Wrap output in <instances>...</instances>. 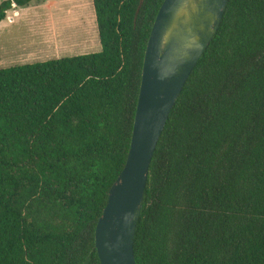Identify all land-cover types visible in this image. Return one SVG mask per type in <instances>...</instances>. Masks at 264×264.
<instances>
[{"label":"trees","instance_id":"1","mask_svg":"<svg viewBox=\"0 0 264 264\" xmlns=\"http://www.w3.org/2000/svg\"><path fill=\"white\" fill-rule=\"evenodd\" d=\"M1 0L0 21L13 6ZM163 0H91L100 50L0 68V264H100ZM136 264H264V0H227L157 140Z\"/></svg>","mask_w":264,"mask_h":264},{"label":"water","instance_id":"2","mask_svg":"<svg viewBox=\"0 0 264 264\" xmlns=\"http://www.w3.org/2000/svg\"><path fill=\"white\" fill-rule=\"evenodd\" d=\"M226 2L163 0L158 8L143 54L126 161L108 189L94 228L100 264H136L134 230L157 140L184 82L217 30Z\"/></svg>","mask_w":264,"mask_h":264},{"label":"rangeland","instance_id":"3","mask_svg":"<svg viewBox=\"0 0 264 264\" xmlns=\"http://www.w3.org/2000/svg\"><path fill=\"white\" fill-rule=\"evenodd\" d=\"M46 4L32 0L6 12L0 21V68L100 50L91 0Z\"/></svg>","mask_w":264,"mask_h":264},{"label":"crops","instance_id":"4","mask_svg":"<svg viewBox=\"0 0 264 264\" xmlns=\"http://www.w3.org/2000/svg\"><path fill=\"white\" fill-rule=\"evenodd\" d=\"M46 3L48 4V5H50V3H51V0H46ZM46 4V5H47ZM45 5V4H44Z\"/></svg>","mask_w":264,"mask_h":264}]
</instances>
